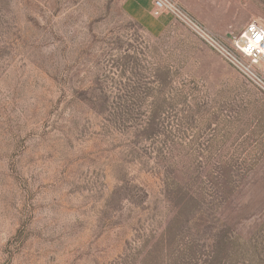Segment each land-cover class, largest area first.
<instances>
[{
    "label": "rangeland",
    "instance_id": "rangeland-1",
    "mask_svg": "<svg viewBox=\"0 0 264 264\" xmlns=\"http://www.w3.org/2000/svg\"><path fill=\"white\" fill-rule=\"evenodd\" d=\"M0 264H264L263 90L151 0H0Z\"/></svg>",
    "mask_w": 264,
    "mask_h": 264
},
{
    "label": "built area",
    "instance_id": "built-area-1",
    "mask_svg": "<svg viewBox=\"0 0 264 264\" xmlns=\"http://www.w3.org/2000/svg\"><path fill=\"white\" fill-rule=\"evenodd\" d=\"M155 17L170 14L183 22L212 51L221 56L245 78L255 83L264 92V80L258 68L264 66V28L249 24L227 45L204 26L190 18L178 5L177 0H151Z\"/></svg>",
    "mask_w": 264,
    "mask_h": 264
}]
</instances>
